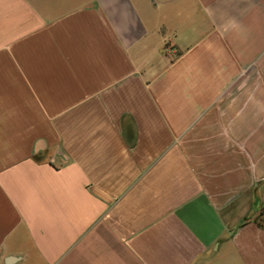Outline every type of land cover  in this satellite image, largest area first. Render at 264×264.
<instances>
[{
  "label": "crops",
  "instance_id": "crops-1",
  "mask_svg": "<svg viewBox=\"0 0 264 264\" xmlns=\"http://www.w3.org/2000/svg\"><path fill=\"white\" fill-rule=\"evenodd\" d=\"M0 264H264V0H0Z\"/></svg>",
  "mask_w": 264,
  "mask_h": 264
}]
</instances>
